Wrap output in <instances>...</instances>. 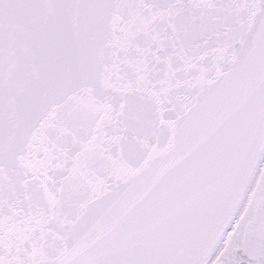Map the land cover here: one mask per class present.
<instances>
[{
    "label": "snow or ice",
    "instance_id": "1",
    "mask_svg": "<svg viewBox=\"0 0 264 264\" xmlns=\"http://www.w3.org/2000/svg\"><path fill=\"white\" fill-rule=\"evenodd\" d=\"M0 264H264V0H0Z\"/></svg>",
    "mask_w": 264,
    "mask_h": 264
}]
</instances>
